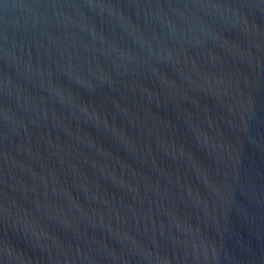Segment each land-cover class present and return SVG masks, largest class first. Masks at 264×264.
Here are the masks:
<instances>
[{
	"label": "water",
	"instance_id": "water-1",
	"mask_svg": "<svg viewBox=\"0 0 264 264\" xmlns=\"http://www.w3.org/2000/svg\"><path fill=\"white\" fill-rule=\"evenodd\" d=\"M0 264H264V0H0Z\"/></svg>",
	"mask_w": 264,
	"mask_h": 264
}]
</instances>
